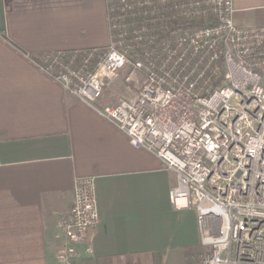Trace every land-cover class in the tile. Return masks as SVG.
<instances>
[{"label": "built area", "instance_id": "built-area-1", "mask_svg": "<svg viewBox=\"0 0 264 264\" xmlns=\"http://www.w3.org/2000/svg\"><path fill=\"white\" fill-rule=\"evenodd\" d=\"M106 3L107 46L45 53L38 65L176 170L171 201L197 211L201 264H264V25H237L234 0ZM127 65L133 95L98 106ZM99 221L96 178L77 177L57 220L60 264Z\"/></svg>", "mask_w": 264, "mask_h": 264}, {"label": "crops", "instance_id": "crops-1", "mask_svg": "<svg viewBox=\"0 0 264 264\" xmlns=\"http://www.w3.org/2000/svg\"><path fill=\"white\" fill-rule=\"evenodd\" d=\"M234 8L237 25H264V0ZM109 41L106 0H0V264H60L58 215L80 176L96 178L100 221L92 252L81 244L72 264L153 253L185 264L187 251L199 250L196 209L171 201L176 170L38 65L45 53ZM119 83L98 106L122 99Z\"/></svg>", "mask_w": 264, "mask_h": 264}, {"label": "rangeland", "instance_id": "rangeland-1", "mask_svg": "<svg viewBox=\"0 0 264 264\" xmlns=\"http://www.w3.org/2000/svg\"><path fill=\"white\" fill-rule=\"evenodd\" d=\"M130 70V65L124 67L119 74V97L126 96L132 92L133 84L129 83L125 80V76L128 74ZM263 80H264V71L262 72ZM264 82V81H263ZM189 250L185 255V264H201V260L204 254L208 251V248L201 245L198 251ZM170 257V256H169ZM173 259V257H171ZM119 264H165V256L161 253H153V254H142L136 255L133 257L123 258L119 261Z\"/></svg>", "mask_w": 264, "mask_h": 264}]
</instances>
